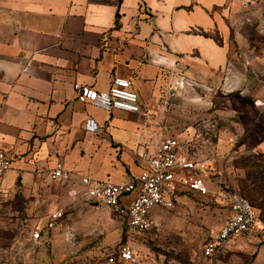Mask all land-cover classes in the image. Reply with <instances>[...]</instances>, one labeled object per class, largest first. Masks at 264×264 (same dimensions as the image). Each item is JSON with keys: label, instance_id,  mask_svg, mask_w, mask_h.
I'll return each instance as SVG.
<instances>
[{"label": "crops", "instance_id": "1", "mask_svg": "<svg viewBox=\"0 0 264 264\" xmlns=\"http://www.w3.org/2000/svg\"><path fill=\"white\" fill-rule=\"evenodd\" d=\"M114 76L142 113L76 99L74 83L103 91ZM165 138L204 163L218 196L228 158L264 154V0H0V148L12 159L2 196L15 184L41 192L60 164L78 192L68 200L90 206L80 175L128 181Z\"/></svg>", "mask_w": 264, "mask_h": 264}, {"label": "rangeland", "instance_id": "2", "mask_svg": "<svg viewBox=\"0 0 264 264\" xmlns=\"http://www.w3.org/2000/svg\"><path fill=\"white\" fill-rule=\"evenodd\" d=\"M232 102L244 104L239 98ZM257 153L261 152L234 154L224 162L220 196L213 195L214 189L206 198L175 192L172 208L154 206L150 228L144 233L130 230L126 221L104 206L69 201L67 184L44 182L41 192L31 195L15 184L0 203V264H90L103 261L122 242L133 248L135 264H264V238L260 233L264 225L260 220L256 233L231 241L213 260L202 257L204 241L230 215L225 181L254 206L239 185L248 172L243 159ZM259 164L258 170L264 173V161ZM16 181L17 177L10 175L5 185L13 186ZM57 209L64 212L62 225L43 234L40 241H30V228Z\"/></svg>", "mask_w": 264, "mask_h": 264}, {"label": "built area", "instance_id": "3", "mask_svg": "<svg viewBox=\"0 0 264 264\" xmlns=\"http://www.w3.org/2000/svg\"><path fill=\"white\" fill-rule=\"evenodd\" d=\"M73 90L79 102L90 104L107 113L113 111L142 113L138 94L131 89V82L127 78L114 76L108 89L103 91L94 89L88 83H74ZM86 129L94 132L97 125L93 120H87ZM141 159L144 164L141 173L125 182L113 183L86 174L80 175L83 187L80 197L84 203L97 204V208L104 206L126 221L130 230L144 233L150 228L151 209L154 206L172 208V197L178 187L201 198L209 196V190L201 177L205 170L204 163L190 158L186 149L182 148L176 139L160 140L153 153L145 152L141 154ZM11 168V157L0 148V203L3 178ZM47 178L52 183L64 185L70 182L72 172L58 164L49 171ZM225 183L228 188L225 197L230 215L202 246V257L211 260L225 251L231 241L256 233L259 226L256 209L229 181ZM67 193L70 198L78 196L75 189H70ZM63 216L64 212L61 209L49 212L30 228V241L38 242L43 234L53 232L60 225ZM260 233L264 238V229H261ZM90 264H135V255L129 243L122 242L103 261L96 260Z\"/></svg>", "mask_w": 264, "mask_h": 264}, {"label": "trees", "instance_id": "4", "mask_svg": "<svg viewBox=\"0 0 264 264\" xmlns=\"http://www.w3.org/2000/svg\"><path fill=\"white\" fill-rule=\"evenodd\" d=\"M262 159H264L263 153H257L256 155L248 156V158L243 159V163L245 162L244 165L248 168V172L246 174V180L241 181L239 186L242 192L254 203V206H252L258 208L262 212V214L259 215V220L264 225V173L258 170L260 166L259 161H264ZM239 193L244 196L241 192Z\"/></svg>", "mask_w": 264, "mask_h": 264}, {"label": "water", "instance_id": "5", "mask_svg": "<svg viewBox=\"0 0 264 264\" xmlns=\"http://www.w3.org/2000/svg\"><path fill=\"white\" fill-rule=\"evenodd\" d=\"M89 205L97 208V204H89Z\"/></svg>", "mask_w": 264, "mask_h": 264}]
</instances>
